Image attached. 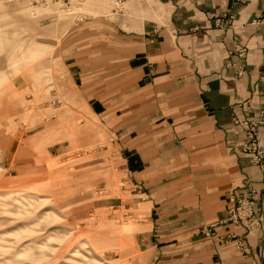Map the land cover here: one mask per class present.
<instances>
[{"label":"crops","instance_id":"obj_1","mask_svg":"<svg viewBox=\"0 0 264 264\" xmlns=\"http://www.w3.org/2000/svg\"><path fill=\"white\" fill-rule=\"evenodd\" d=\"M113 3L62 36L61 66L144 207L133 264H264V164L239 124L264 118V0ZM246 197L250 232L229 219Z\"/></svg>","mask_w":264,"mask_h":264},{"label":"rangeland","instance_id":"obj_2","mask_svg":"<svg viewBox=\"0 0 264 264\" xmlns=\"http://www.w3.org/2000/svg\"><path fill=\"white\" fill-rule=\"evenodd\" d=\"M113 2L0 0V264H133L138 254L144 207L61 66L62 36L88 17L112 20Z\"/></svg>","mask_w":264,"mask_h":264},{"label":"built area","instance_id":"obj_3","mask_svg":"<svg viewBox=\"0 0 264 264\" xmlns=\"http://www.w3.org/2000/svg\"><path fill=\"white\" fill-rule=\"evenodd\" d=\"M124 0H114L116 4H119ZM242 54V52H241ZM238 122V121H235ZM242 126L247 127L246 132V142L244 145V150L252 154V162L255 165L262 166L264 164V152L260 149V140L258 135L259 126L264 127V118L258 122H239ZM253 201L248 197L238 199L236 205L229 209V219L245 228L247 231H252L257 227V222L260 217H255L252 212ZM215 235L214 232L210 233ZM238 247H243L242 244L238 242Z\"/></svg>","mask_w":264,"mask_h":264}]
</instances>
